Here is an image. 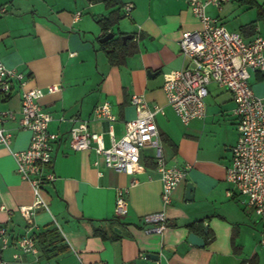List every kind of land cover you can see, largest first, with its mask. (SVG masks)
I'll list each match as a JSON object with an SVG mask.
<instances>
[{
    "label": "crops",
    "instance_id": "0c3cea01",
    "mask_svg": "<svg viewBox=\"0 0 264 264\" xmlns=\"http://www.w3.org/2000/svg\"><path fill=\"white\" fill-rule=\"evenodd\" d=\"M119 1L120 7L108 8L103 1L0 0V7L8 8L0 17V62L25 74L28 88L59 87L38 103L53 117L48 132L63 136L53 146L56 180L41 190L48 208L35 210L30 233L37 237L57 230L60 238L52 247L57 255L46 258L38 245V255L22 254L13 261L17 251L11 247L2 259L11 264H264V221L227 196L231 186L226 170L238 139L232 94L211 85L206 118L188 126L167 105L164 76L185 65L181 36L202 28L188 0ZM126 4L134 6L128 20ZM77 13L81 17L74 21ZM206 13L247 41L264 37V0H231L221 8L208 6ZM111 14L119 21L108 33L114 39L133 35L128 41L137 48L121 65L110 63L100 43L108 33L98 21ZM250 24L253 29H243ZM249 83L254 94L264 98V73L252 72ZM133 95H144L150 106L163 108L156 123L166 163L186 170L167 207L151 145L141 152L144 172L133 176L108 169L102 161L95 167L93 150L75 152L70 147L71 118L88 121L89 131L101 134L106 147L112 142L110 130L120 139L125 123L136 116ZM21 97L22 89L15 85L0 103V111L16 115L15 121L3 124L12 135L13 151L30 144V132L19 126ZM104 103L116 118L110 124L94 118V110ZM173 117L182 128L173 124ZM187 184L194 187L192 201H186ZM120 188L129 190L128 211L116 218ZM33 202L31 185L16 172L11 153L0 146V228H7L13 239L28 233L20 208ZM162 212L168 218L163 235L146 234L144 218ZM191 224L196 225L188 227ZM190 234L200 237L204 246L190 244Z\"/></svg>",
    "mask_w": 264,
    "mask_h": 264
},
{
    "label": "built area",
    "instance_id": "2783aa9c",
    "mask_svg": "<svg viewBox=\"0 0 264 264\" xmlns=\"http://www.w3.org/2000/svg\"><path fill=\"white\" fill-rule=\"evenodd\" d=\"M230 1L188 0L189 9L202 28L182 34L179 48L185 65L164 76L163 91L167 105L185 126L206 118V100L211 85L232 94L238 139L232 148L231 164L226 170V182L231 186L227 196L238 200L242 206L264 221V98L256 96L249 83L252 72L264 73V37L258 36L247 41L241 34L229 31L217 19L207 15L208 6L221 8ZM133 9V4L124 5V16L130 18ZM7 12V6L0 7V17ZM80 17L81 14L77 13L74 21ZM27 84L28 78L25 74L9 69L0 62V103L11 95L15 85L21 88L19 126L31 134L27 149L13 151L12 135L3 128V124L15 121L16 115L12 111H0V146L11 153L16 163V172L31 185L34 194L33 204L20 208L28 233L13 239L7 228H0V264H11L2 259V254L11 247L17 251L13 254V261H18L22 254H39L37 241L30 235L35 228L32 218L37 208H48L41 190L43 185L52 184L56 180L52 170L53 146L63 139L61 135L48 132L53 117L38 103L46 93H54L59 87L51 86L45 91L28 88ZM130 103L136 116L125 123V132L120 139H115L110 130V147L105 146L101 134L89 131L88 121L80 118L69 120L72 124L69 132L70 147L75 152L93 150L97 156L95 167L102 161L108 169L133 176L144 172L141 152L151 145L155 149L156 169L162 182V204L167 207L171 204L175 190L185 179L186 170L169 167L166 163L156 123L157 115L164 114L163 108L158 105L150 106L144 95H133ZM94 118L109 124L116 120L108 103L96 107ZM60 121L65 119L61 118ZM128 193V189H117L116 218L127 214ZM144 224L146 234L163 235L168 227V218L162 212L146 216Z\"/></svg>",
    "mask_w": 264,
    "mask_h": 264
},
{
    "label": "trees",
    "instance_id": "16d2710c",
    "mask_svg": "<svg viewBox=\"0 0 264 264\" xmlns=\"http://www.w3.org/2000/svg\"><path fill=\"white\" fill-rule=\"evenodd\" d=\"M108 8H115L120 7L121 3L119 0H105L103 1ZM119 21V16L110 15L108 19H102L98 21V25L100 26L101 30L107 34L114 26L117 25ZM254 24H250L245 26L244 30H251L253 29ZM102 50L105 52L106 56L108 57L110 63L112 65H121L124 59L137 51V48L132 45V42L127 41L126 43L123 42V37L118 36L117 39H112L107 43L101 45ZM203 222H197L196 224L202 225ZM196 224H191L188 227L192 228ZM96 236L104 237L102 232L96 231ZM34 237V236H33ZM60 238L57 230L53 229L45 233H40L35 237L39 248L46 258H53L57 255L52 250L54 243Z\"/></svg>",
    "mask_w": 264,
    "mask_h": 264
},
{
    "label": "water",
    "instance_id": "95a60500",
    "mask_svg": "<svg viewBox=\"0 0 264 264\" xmlns=\"http://www.w3.org/2000/svg\"><path fill=\"white\" fill-rule=\"evenodd\" d=\"M91 2H99V1H105V0H89ZM114 39V34L113 33H108L106 36H104L101 40L100 43L101 44H105L108 41ZM134 36L133 35H127L123 37V42L126 43V41L128 40H133ZM193 193H194V187L191 184H187V189H186V201H192L193 199ZM205 229L207 230V227H205ZM188 241L190 244L194 245V246H198V247H203L204 246V242L203 240L194 235V234H190Z\"/></svg>",
    "mask_w": 264,
    "mask_h": 264
},
{
    "label": "rangeland",
    "instance_id": "374dc122",
    "mask_svg": "<svg viewBox=\"0 0 264 264\" xmlns=\"http://www.w3.org/2000/svg\"><path fill=\"white\" fill-rule=\"evenodd\" d=\"M124 20H128V19L126 18V19H124ZM216 89H217V87L213 86L212 90L214 91V90H216ZM172 122H173V124H174L175 126H177V127H179V128H182L181 123H180L175 117H173Z\"/></svg>",
    "mask_w": 264,
    "mask_h": 264
}]
</instances>
